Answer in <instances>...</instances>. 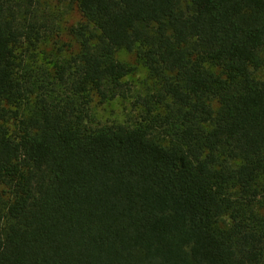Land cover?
Instances as JSON below:
<instances>
[{"label":"trees","instance_id":"16d2710c","mask_svg":"<svg viewBox=\"0 0 264 264\" xmlns=\"http://www.w3.org/2000/svg\"><path fill=\"white\" fill-rule=\"evenodd\" d=\"M62 1L78 51L33 68L0 0V264H264V0ZM139 65L135 125L95 123Z\"/></svg>","mask_w":264,"mask_h":264},{"label":"rangeland","instance_id":"374dc122","mask_svg":"<svg viewBox=\"0 0 264 264\" xmlns=\"http://www.w3.org/2000/svg\"><path fill=\"white\" fill-rule=\"evenodd\" d=\"M16 3L19 5L17 15L21 24L27 16L26 11L30 10L34 18L48 25V28L44 29V41L34 52L36 56L29 59L30 67H51L52 59L56 57L69 59L76 54L78 45L69 35V29L78 26L81 16L74 3L62 0H10L11 5ZM117 56L124 62L136 64V57L126 51L118 52ZM147 80V70L139 65L138 72L126 78V89L116 98L104 104L95 100L91 105L95 123L135 125L139 119V109L135 106V101L138 95H147L149 91Z\"/></svg>","mask_w":264,"mask_h":264}]
</instances>
